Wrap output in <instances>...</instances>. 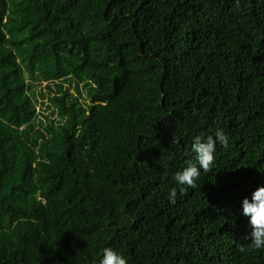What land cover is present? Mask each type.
Returning <instances> with one entry per match:
<instances>
[{"label":"trees","instance_id":"1","mask_svg":"<svg viewBox=\"0 0 264 264\" xmlns=\"http://www.w3.org/2000/svg\"><path fill=\"white\" fill-rule=\"evenodd\" d=\"M39 103L58 114L41 127ZM217 129L229 147L181 194L194 136ZM261 172L264 0H0V264H99L106 247L264 264L241 215Z\"/></svg>","mask_w":264,"mask_h":264},{"label":"clouds","instance_id":"2","mask_svg":"<svg viewBox=\"0 0 264 264\" xmlns=\"http://www.w3.org/2000/svg\"><path fill=\"white\" fill-rule=\"evenodd\" d=\"M217 145L223 148L229 147V137L222 129L215 130L214 134L209 135L206 140L200 136H194L192 151L195 153L197 164L190 163L173 176L174 182L181 186V194L184 193V186L194 189L195 181L202 171L207 172L211 168L215 160ZM176 197L177 189L171 188L168 192L169 202L175 204ZM241 215L248 219L251 229L244 237L248 241L247 249L264 251V185L258 186L250 197L246 196L242 199ZM238 250L244 252L246 249L241 245ZM99 264H127V261L115 250L106 247L101 253Z\"/></svg>","mask_w":264,"mask_h":264},{"label":"rangeland","instance_id":"3","mask_svg":"<svg viewBox=\"0 0 264 264\" xmlns=\"http://www.w3.org/2000/svg\"><path fill=\"white\" fill-rule=\"evenodd\" d=\"M46 83H42L41 85H38L36 87V96L37 98L40 99V90L43 88V86L45 85ZM71 92H75V89H74V86L71 88ZM54 109V107L51 106L50 109H47L45 110V107L44 105H42L41 103H39V116H38V121H37V125L38 127H41V122L46 124L48 121L52 120L53 118L57 117L58 114L55 113V114H52V110ZM46 115V116H43ZM48 117V118H47Z\"/></svg>","mask_w":264,"mask_h":264}]
</instances>
